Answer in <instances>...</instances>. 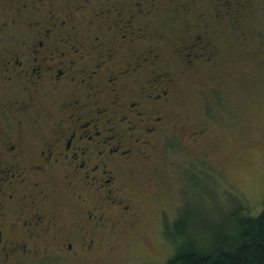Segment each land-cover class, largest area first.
<instances>
[{
    "label": "flooded vegetation",
    "instance_id": "af4514ba",
    "mask_svg": "<svg viewBox=\"0 0 264 264\" xmlns=\"http://www.w3.org/2000/svg\"><path fill=\"white\" fill-rule=\"evenodd\" d=\"M94 1L0 0V264L51 247L76 253L72 235L58 236L66 213L84 215L89 233L106 214L134 216L123 180L137 181L170 124L173 79L159 66L166 36L150 30L153 8ZM213 1L240 14L252 0ZM212 25L174 46L189 68L215 59Z\"/></svg>",
    "mask_w": 264,
    "mask_h": 264
},
{
    "label": "rangeland",
    "instance_id": "374dc122",
    "mask_svg": "<svg viewBox=\"0 0 264 264\" xmlns=\"http://www.w3.org/2000/svg\"><path fill=\"white\" fill-rule=\"evenodd\" d=\"M142 1L153 8L150 30L165 32L159 66L173 81L166 133L154 138L137 181L123 180L134 216L119 224L120 214H106L107 227L89 233L84 215L66 213L58 236L72 235L76 253L51 247L18 264H164L184 236L204 247L227 241L236 217L264 207V0L240 14L213 0ZM203 23H213L207 35L217 53L189 68L173 48ZM54 194L63 201L59 189ZM89 239L91 248L82 245Z\"/></svg>",
    "mask_w": 264,
    "mask_h": 264
},
{
    "label": "trees",
    "instance_id": "16d2710c",
    "mask_svg": "<svg viewBox=\"0 0 264 264\" xmlns=\"http://www.w3.org/2000/svg\"><path fill=\"white\" fill-rule=\"evenodd\" d=\"M233 225L234 237L207 247L184 236L164 264H264V207L256 216L241 214Z\"/></svg>",
    "mask_w": 264,
    "mask_h": 264
}]
</instances>
